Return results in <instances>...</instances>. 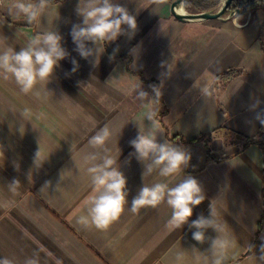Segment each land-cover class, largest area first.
Masks as SVG:
<instances>
[{
	"label": "crops",
	"instance_id": "0c3cea01",
	"mask_svg": "<svg viewBox=\"0 0 264 264\" xmlns=\"http://www.w3.org/2000/svg\"><path fill=\"white\" fill-rule=\"evenodd\" d=\"M11 2L0 0V37L8 46L19 52L50 29L63 37L69 56L28 94L14 79L0 77V258L16 264L33 255L39 264H173L181 249L210 248L218 234L206 230L208 239L200 244L189 224L201 214L210 218L213 204L236 241L227 264H264V154L256 143L245 146V138L264 143L259 40L264 10L229 20L181 21L168 0H115L135 16L137 30L131 38L121 35L108 43L94 66V57L85 60L75 51L70 34L72 25L82 22L75 11L78 0L51 2L47 16L33 24L9 15ZM73 59L79 64L75 72ZM231 68L243 73L219 78ZM139 84L148 94L144 101L137 96ZM24 109L30 112L27 120ZM157 109L166 110L162 123L154 115ZM105 125L112 132L108 147L112 156L119 155L127 180L128 204L100 230L78 219L87 215L86 202L94 194L82 157L92 150L90 137ZM140 131L183 148L191 158L182 173L161 177L157 170L144 177L145 166L129 143ZM187 176L205 195L189 224L171 230L166 202L135 214L129 210L144 184L172 187ZM13 180L20 182L15 193L8 189Z\"/></svg>",
	"mask_w": 264,
	"mask_h": 264
},
{
	"label": "clouds",
	"instance_id": "9594fccd",
	"mask_svg": "<svg viewBox=\"0 0 264 264\" xmlns=\"http://www.w3.org/2000/svg\"><path fill=\"white\" fill-rule=\"evenodd\" d=\"M50 6L51 0H31V2L12 0L6 9L12 17L22 16L28 24H33L47 16ZM75 11L77 16L82 18L81 23L73 24L71 28L70 34L76 45L75 51L85 60L94 57L92 61L94 66L99 63V57L108 43L117 40L121 35H128L131 38L137 30L135 16L115 0H78ZM124 26H127V31ZM62 39L63 37L55 30L43 29L17 52L6 44L4 37H0V77L5 80L14 79L24 94L32 92L38 82H48L59 62L69 56L62 46ZM89 42L94 47H89ZM72 64V71H77L78 62L73 59ZM137 88L138 99L146 100L148 94L140 90V84ZM29 114L28 109H24L21 113L25 120L28 119ZM148 120L154 125L155 121L151 114ZM261 123H264V120ZM111 136V129L107 125L100 127L88 141L92 150L82 157L94 193L86 202L87 215L78 219V223L85 227L107 229L119 218L125 210V205L128 204L127 180L117 164L119 155L112 156L108 147ZM129 143L135 149L136 158L145 166L144 177L157 170L161 177L179 175L191 158L181 147L167 142L158 143L156 135L151 132L145 134L140 131ZM38 159L37 153L36 164ZM19 187L18 180H13L8 185L12 193H15ZM204 199L205 195L200 183L194 177L187 176L172 187L159 182L151 186L144 184L138 195L132 199L129 210L135 214L145 206L156 207L166 202L172 210L167 226L171 230H177L189 224L194 207L200 205ZM189 227L195 229L192 238L200 244L208 239L205 235L206 230L213 229L218 235L210 239V248L207 252H201L195 247L191 252L183 249L177 251L173 257V264H227L229 253L235 247L236 241L224 221L218 219V212L213 204L210 218L201 214L191 221ZM261 250L260 259L264 262V245H261ZM0 264H16V262L12 258L3 256L0 258ZM24 264H39V257L37 255L27 257Z\"/></svg>",
	"mask_w": 264,
	"mask_h": 264
},
{
	"label": "trees",
	"instance_id": "16d2710c",
	"mask_svg": "<svg viewBox=\"0 0 264 264\" xmlns=\"http://www.w3.org/2000/svg\"><path fill=\"white\" fill-rule=\"evenodd\" d=\"M62 0H51V2H57ZM169 2H174L175 0H168ZM223 0H184V6L188 12L191 13H199V12H206V11H216L222 4ZM258 9L264 10V0H232L231 4L227 7L225 11V15H228L232 12H235L237 10H240L241 16H247L250 11H255ZM259 40L261 42L262 49L264 51V24L261 27L260 34H259ZM243 73L242 69L238 68H231L224 73L219 75V78L228 81L236 76ZM155 102H159L160 98L155 94L154 95ZM166 110H155V117L159 119V121L162 123V117L165 114ZM264 130V123L261 125V131ZM211 134L208 135L207 141L210 140ZM179 137V135H174V138ZM206 138V135H203L199 138L194 139L193 141L197 140H203ZM245 146L256 143L258 144L261 149L263 150L264 154V143L260 138H245ZM208 153H211L210 148H208ZM262 223V221H261ZM261 230V224L258 230V233Z\"/></svg>",
	"mask_w": 264,
	"mask_h": 264
},
{
	"label": "water",
	"instance_id": "95a60500",
	"mask_svg": "<svg viewBox=\"0 0 264 264\" xmlns=\"http://www.w3.org/2000/svg\"><path fill=\"white\" fill-rule=\"evenodd\" d=\"M232 0H223L221 6L216 11H206L199 13L188 12L184 6V0H175L172 2L171 10L176 18L181 21L190 20H209V19H221L229 20L236 18L240 14V10L225 15L227 7L231 4Z\"/></svg>",
	"mask_w": 264,
	"mask_h": 264
}]
</instances>
